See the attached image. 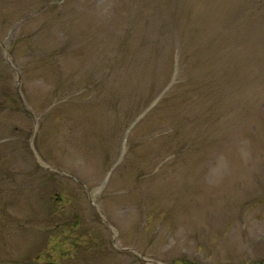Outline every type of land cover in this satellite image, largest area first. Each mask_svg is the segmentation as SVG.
Here are the masks:
<instances>
[{
  "label": "rangeland",
  "instance_id": "1",
  "mask_svg": "<svg viewBox=\"0 0 264 264\" xmlns=\"http://www.w3.org/2000/svg\"><path fill=\"white\" fill-rule=\"evenodd\" d=\"M0 264H264V0H0Z\"/></svg>",
  "mask_w": 264,
  "mask_h": 264
},
{
  "label": "trees",
  "instance_id": "2",
  "mask_svg": "<svg viewBox=\"0 0 264 264\" xmlns=\"http://www.w3.org/2000/svg\"><path fill=\"white\" fill-rule=\"evenodd\" d=\"M115 32H117V31H115ZM129 34H132L131 33V31H130V33ZM128 34V36H130ZM100 46H103L101 43H100ZM247 48V47H246ZM245 48V51L247 50ZM163 49H165V46H163ZM177 49H178V47L177 48H175V50H173V53H174V51H176L175 52V54H177ZM100 50V49H99ZM99 53H101L102 55H103V52H100L99 51ZM112 54H114V51L113 52H111V51H109V52H106V54L104 53V60H106V62H107V66H108V70L107 71H112L113 72V67H114V64L113 63H111V59H112ZM114 56L116 57L117 55H116V52H115V54H114ZM194 56H195V54H194ZM193 56V57H194ZM114 57V58H115ZM175 60V59H174ZM187 59L186 58H183V60H182V62H180V65L181 66H187V67H189V69H187L186 67V70H187V72L188 73H190V79H194V77H195V75L193 74V72H192V70L194 69V67H193V65H192V62H191V60H189V61H186ZM100 61H101V58H100ZM115 61V60H114ZM174 62L175 61H172L171 63H170V66L174 69L175 67V65H174ZM101 63V62H100ZM99 63V64H100ZM101 65V64H100ZM146 67V66H145ZM185 68H184V70L183 71H185ZM152 69H154V72L156 73V72H158V70H159V67L158 66H156V65H153L152 66ZM157 78H159V74L156 76Z\"/></svg>",
  "mask_w": 264,
  "mask_h": 264
}]
</instances>
